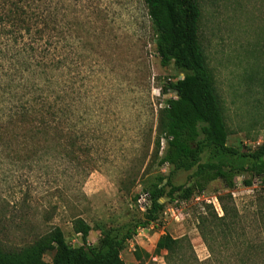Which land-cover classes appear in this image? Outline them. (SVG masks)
Instances as JSON below:
<instances>
[{"label": "rangeland", "instance_id": "rangeland-1", "mask_svg": "<svg viewBox=\"0 0 264 264\" xmlns=\"http://www.w3.org/2000/svg\"><path fill=\"white\" fill-rule=\"evenodd\" d=\"M49 1L61 4L62 33L70 27L66 36L59 35L55 60L68 57L70 63L66 60L68 71L53 70L47 63L52 70L42 82L50 83L47 104H53L52 113L60 117L69 113L64 117L88 148L75 155L72 163L63 157L68 153L63 140L43 149L21 148V154L10 144L0 149V228L11 230L6 233L8 240L0 242L12 248L30 246L54 228L62 231L70 247L79 248L81 237L73 228L77 219L91 228L89 245L96 244L101 231L133 228L142 221L136 197L153 178L169 173L167 166H158L164 142L158 151L154 149L157 119L165 101L174 97L162 94L163 86L182 80L183 75L173 66L161 67L142 0ZM197 1L200 46L227 127V146L240 153L253 152L264 146V56L259 53L264 0ZM254 46L255 58L251 56ZM252 70L257 77L249 88L245 78ZM30 74L20 72L18 80L27 85ZM35 75L34 71L32 80L40 85ZM14 85L18 95L28 92L17 82ZM50 125L59 127L51 138L65 134L60 122ZM9 154L20 157L16 155L17 161ZM206 161L203 157L202 163ZM231 163L241 165L236 160ZM195 170L177 174L173 186H186ZM250 178L244 174L235 179L231 201L242 224L256 236L253 212L264 204V194L257 178L252 187L243 185ZM226 194L223 185L214 182L199 201H167L159 223L146 227L150 230L145 237H136L138 228L121 252V260L140 264L133 256L139 248L151 256L144 264H165L166 253L157 256L154 250L159 237L167 233L176 240L187 238L196 260L205 262L209 252L198 230V217L208 214L205 205L222 217L218 198ZM171 210L176 211L177 220ZM44 261L50 264L51 255H45Z\"/></svg>", "mask_w": 264, "mask_h": 264}, {"label": "trees", "instance_id": "trees-1", "mask_svg": "<svg viewBox=\"0 0 264 264\" xmlns=\"http://www.w3.org/2000/svg\"><path fill=\"white\" fill-rule=\"evenodd\" d=\"M142 2L155 36L161 67L173 66L183 75L182 80L163 86L162 94L171 93L174 97L165 101L157 119L154 149L158 151L161 141L164 142L158 166H167L168 175H158L147 183L144 193L148 194L150 204L142 213L141 223L133 228L123 226L120 230L101 231L96 244L89 245L87 239L91 228L77 219L73 221V228L81 237V247H70L62 231L54 228L27 247L12 248L0 242V264H47L44 261L47 254L51 255L50 264H124L120 255L126 244L133 239L138 228L159 223L167 201L186 203L202 195L214 182H220L227 194L218 198L222 217L219 218L210 205H205L208 214L198 217V230L209 258L198 262L187 238L176 240L167 233L157 240L154 254L158 256L165 252V264H264V204H255L258 206L253 212L256 236L251 234V237V231L242 224L231 201L235 179L244 174H250L251 178L244 180L243 185L252 187L257 178L264 194V146L250 153H240L227 146V127L200 46L198 1ZM60 11L61 4L58 6L49 0H0V149L14 145L21 154V148L38 146L43 149L63 140L68 151L63 157L72 163L77 160L74 156L88 147L84 138L75 135L70 128L68 118L64 117L69 113H63V117L52 113L53 104H47L50 83L46 82L45 87L42 84L47 81L44 77L52 71L48 62L53 70L64 68L66 71V60L70 63L68 57L55 60L59 35L66 36L70 28L68 26L64 34L59 28L64 18L60 17ZM256 49L254 46L253 58ZM259 53L264 56V37L259 43ZM34 71L40 85L32 80ZM20 72L32 74L30 79L26 77L27 85L18 80ZM256 77L257 72L253 70L247 73L245 82L249 88L255 84ZM15 82L28 92L18 95L17 89L12 87ZM16 96L18 99L11 103ZM55 121L65 128V134L60 133L56 139L50 137L59 128L50 125ZM18 154H9L8 158L18 161ZM203 157L207 158L204 163ZM235 160L241 165H233L231 162ZM74 164L80 165L78 162ZM193 169L196 170L186 186H173L172 180L177 174ZM15 230L19 231L20 227ZM10 231L6 227L0 228V241H7L6 233ZM259 235L261 239H256ZM133 256L140 264L151 259L139 248Z\"/></svg>", "mask_w": 264, "mask_h": 264}, {"label": "built area", "instance_id": "built-area-1", "mask_svg": "<svg viewBox=\"0 0 264 264\" xmlns=\"http://www.w3.org/2000/svg\"><path fill=\"white\" fill-rule=\"evenodd\" d=\"M199 197H200V196H197V197H195L194 199H195L196 201H199V200H200ZM149 204H150V198H149L148 194H146V193H141V194H139V195L137 196V199H136V205H137L138 209H139L142 213L145 212V210H146V208L149 206ZM212 204H213V203H212ZM213 205H214V204H213ZM171 214L174 216L175 220H177V216H178V215H176V211H172V210H171ZM149 230H150V229H146V228L138 230V231H137V235H136V237H137V238H139V237H141V236L145 237V236H144L145 231H149ZM136 237H135V238H136ZM131 242H132V241H131Z\"/></svg>", "mask_w": 264, "mask_h": 264}]
</instances>
